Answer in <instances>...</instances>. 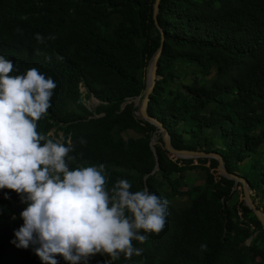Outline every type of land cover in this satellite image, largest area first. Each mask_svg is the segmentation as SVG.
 <instances>
[{
    "label": "trees",
    "instance_id": "16d2710c",
    "mask_svg": "<svg viewBox=\"0 0 264 264\" xmlns=\"http://www.w3.org/2000/svg\"><path fill=\"white\" fill-rule=\"evenodd\" d=\"M153 2L0 0V56L14 64L9 75L36 68L56 82L36 130L72 143L70 170L104 164L106 190L127 179L131 191L147 187L168 200L163 230L133 241L140 255L96 254L88 264H264V231L242 204L240 182L220 175L214 158L173 157L161 131L133 116L131 102L162 36L147 114L173 148L219 154L264 212V0H159L157 26ZM89 95L98 101L92 110L81 99ZM25 207L20 194L0 189V264H42L31 247L10 243Z\"/></svg>",
    "mask_w": 264,
    "mask_h": 264
},
{
    "label": "clouds",
    "instance_id": "9594fccd",
    "mask_svg": "<svg viewBox=\"0 0 264 264\" xmlns=\"http://www.w3.org/2000/svg\"><path fill=\"white\" fill-rule=\"evenodd\" d=\"M35 39L45 43L39 33ZM13 70V62L0 56V189L20 194V202L26 204L19 213L23 224L13 230L10 243L31 247L42 264H58L57 256L69 264H88L96 254H107L112 261L121 254L127 259L140 255L143 249L133 241L144 243L147 234L163 230L168 200L147 187L131 191L127 179L106 190L104 164L70 170L69 164L76 161L69 155L72 143L65 146L63 137L54 142L36 130L37 121L51 107L56 82L36 68L9 75Z\"/></svg>",
    "mask_w": 264,
    "mask_h": 264
},
{
    "label": "water",
    "instance_id": "95a60500",
    "mask_svg": "<svg viewBox=\"0 0 264 264\" xmlns=\"http://www.w3.org/2000/svg\"><path fill=\"white\" fill-rule=\"evenodd\" d=\"M158 1L159 0H154L153 7H152V17H153V20H154V23L156 26H157L156 13H157V8H158ZM162 39L163 38L161 36L160 37V45L157 48L156 52L153 54V56L150 58V60L147 64L146 71H145L144 89L142 91V95L140 97L138 106L132 111L133 116L136 118L142 119V120H146L149 123H152L157 128V130L161 131L163 146L173 157H177V158H199V157L214 158L217 162L216 170L220 175H222L226 178L233 179L234 182H240L241 188H242V204L245 205L246 207H248L253 212L255 217L260 222L261 228L264 231V212L260 208H257L255 203L251 200V197L249 194L250 189H249V186L247 185L246 181L244 179H242L241 177H238L237 175H233L231 173L226 172V170L223 167V161H222L220 155L215 153V152H205L202 150L199 151V150H188V149L173 148L169 143L166 130L161 126V124L155 118H153L152 116L147 114L146 107H147V102L149 99L148 95L151 93V90L153 88V84H154V81L156 78V75H155L156 60H157V57L160 53V46H161ZM136 97H138V96H136ZM136 97H134V98H136ZM134 98L131 101L133 106L136 105ZM125 103L126 102H122L121 106L124 105ZM154 139H155V136L153 133L151 135V137L149 138L148 144H149V147H150V149L154 155V158H156V155L154 153V147H153ZM156 168L157 167L155 164V167L153 168V170L151 172H153Z\"/></svg>",
    "mask_w": 264,
    "mask_h": 264
},
{
    "label": "rangeland",
    "instance_id": "374dc122",
    "mask_svg": "<svg viewBox=\"0 0 264 264\" xmlns=\"http://www.w3.org/2000/svg\"><path fill=\"white\" fill-rule=\"evenodd\" d=\"M187 78L191 79V76L189 75ZM80 91H81V92H84V88H82V90L80 89ZM141 95H142V94H141ZM141 95L138 96V97H136V98H134L135 103H136V105L134 106L135 108L138 106V103H139V100H140ZM81 99H82L83 103L85 104V106H86L88 109H90V110H92L93 107L98 103V101H97L96 99H94V98H93L92 96H90V95H89V96H84V99H83V98H81ZM132 100H133V99H132ZM132 100H131V101H132ZM58 135H59V133H58ZM123 136H131V137H135L136 134H135L134 132H132L131 130H126V132L123 134ZM154 140H155V139H154ZM187 176L192 177V173H188ZM249 194L252 195V191L249 190ZM254 202H255V204H256V201H254Z\"/></svg>",
    "mask_w": 264,
    "mask_h": 264
},
{
    "label": "built area",
    "instance_id": "2783aa9c",
    "mask_svg": "<svg viewBox=\"0 0 264 264\" xmlns=\"http://www.w3.org/2000/svg\"><path fill=\"white\" fill-rule=\"evenodd\" d=\"M82 90V88H80Z\"/></svg>",
    "mask_w": 264,
    "mask_h": 264
}]
</instances>
